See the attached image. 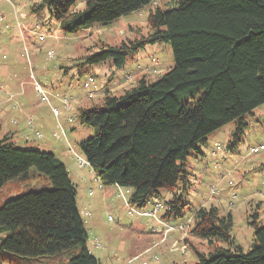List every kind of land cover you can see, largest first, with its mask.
Returning a JSON list of instances; mask_svg holds the SVG:
<instances>
[{
    "label": "trees",
    "instance_id": "1",
    "mask_svg": "<svg viewBox=\"0 0 264 264\" xmlns=\"http://www.w3.org/2000/svg\"><path fill=\"white\" fill-rule=\"evenodd\" d=\"M77 1L38 0L30 8L37 13L47 7L65 33L78 34L162 0H86L83 12H76ZM168 5L150 10L148 36L106 46L84 57L79 67L110 60L120 68L147 45L161 43L171 46L175 66L154 82L144 76L123 94L107 92L98 103L79 108L77 118L93 130L80 148L103 186L129 189L130 203L139 209L162 202V191L171 192L162 218H181L182 196L194 176L189 158L204 156L209 137L230 123L236 127L227 149L236 153L250 127L248 116L264 104V0H169ZM30 131L40 139L38 130ZM64 131L65 137L54 138L68 140ZM12 139H0V190L16 179L24 190L0 204V250L29 259L71 252L65 264H102L88 247L78 191L65 163L54 152ZM193 218L190 233L210 247L208 254L195 248L196 264H264L258 213L252 216L248 252L232 236L231 213L223 216L212 205ZM184 242L193 246L188 238ZM3 254L0 264L8 259Z\"/></svg>",
    "mask_w": 264,
    "mask_h": 264
},
{
    "label": "rangeland",
    "instance_id": "2",
    "mask_svg": "<svg viewBox=\"0 0 264 264\" xmlns=\"http://www.w3.org/2000/svg\"><path fill=\"white\" fill-rule=\"evenodd\" d=\"M37 1H0V69L24 72V80L29 79L34 87L31 100L50 107L48 103L42 101L41 95L35 88V81L32 80L33 76L46 91L51 106H58L61 110V116L57 119L49 109H46L50 123L52 124L54 120L55 130H61L56 124L60 120L67 131L68 140L56 141L57 156L67 160L70 166V177L78 191L77 206L89 232L90 251L100 259L102 264H112L116 257L125 258L132 248L141 250L146 242L154 239L156 234L151 232L152 229L160 232L163 239L165 227L157 224L153 218L130 216L119 190H115L113 186H103L97 181L90 167L80 166L78 158L83 157L80 144L93 135V130L89 126H83L77 118L79 99L86 94L83 85L88 77L93 76L98 87L108 86L106 88L108 92H111L112 86H119L121 89L112 93L120 95L125 89L136 86L144 76H147L151 82L156 81L172 69L175 63L171 46L161 43L147 45L138 54L130 56L120 68L110 60L98 65L85 64L79 67V64L83 63L84 57L97 54L106 46L120 47L148 36L150 10L157 6L168 8L169 0L158 1L157 6L144 7L109 25L94 24L78 34L65 33L61 29L60 22L51 17L47 7L37 13L31 12L30 6ZM85 7L86 0H78L76 12H83ZM41 37H45V41L40 40ZM51 52H53L52 56ZM155 62L159 64L155 66ZM147 69H150V72H147ZM154 69L157 72H153ZM129 75L132 78L130 82H127ZM137 75L138 78L135 81ZM65 98L70 101V110L66 108ZM100 98L86 100L83 105L98 103ZM253 114L257 117L254 119L248 116L250 127L236 153H231L227 149L236 127L234 123H230L209 137L207 144L203 146L204 156L196 160L194 159L196 156L189 158L188 166L194 176L189 193L186 192L182 196L183 216L176 218L173 215L171 218H165L174 226L186 225L187 229L184 232L177 228L169 234L165 242L161 241L166 243L172 234L176 237L166 249L167 255L163 253L165 245H161V253L156 255L159 258L158 261L152 259V255L145 256L141 261L147 260L149 263L158 264L165 261L167 264H196L198 262L196 250L208 254L210 247L206 240L190 233L194 226L193 217L200 208H210L213 204L220 209L221 215L228 213L233 215L232 236L244 252L250 250L254 233L252 216L258 213L259 222L264 225V151L251 155V149L254 146L264 143V104ZM33 120L35 123L38 115ZM12 141L19 146H32L42 151L55 152L40 139L29 143H23L19 139H12ZM213 150H220V152L217 151L218 159L211 157ZM224 155L227 156L226 159ZM190 163L195 166V169ZM30 173L34 174L35 170H31ZM18 181L20 180H12L0 190V204L24 190V184ZM230 182L233 185H230ZM33 186L37 189L44 188L42 187L44 183L40 185L34 183ZM211 188H216V195H211ZM123 189L127 198L130 199V190ZM167 194H170V199L172 193L162 191L160 200L163 202L164 211L161 209L158 213L160 217L166 212L165 203L169 201L165 197L168 196ZM231 201L235 204L234 207L230 205ZM259 203L262 204L259 206ZM153 205L150 201L146 205V210H152ZM86 213H90V216H86ZM110 217L113 221L109 220ZM175 220H177L176 223L173 222ZM137 224L141 229H135ZM6 235L7 233H4L1 236ZM186 238L194 247L184 242ZM176 242L180 247L172 250ZM97 244H100L99 248L96 247ZM185 246L186 251H184ZM0 252L7 253L1 250ZM71 255V252H64L53 257L29 259L10 253L4 255L8 259L1 264H65ZM141 261L134 264H140Z\"/></svg>",
    "mask_w": 264,
    "mask_h": 264
},
{
    "label": "crops",
    "instance_id": "3",
    "mask_svg": "<svg viewBox=\"0 0 264 264\" xmlns=\"http://www.w3.org/2000/svg\"><path fill=\"white\" fill-rule=\"evenodd\" d=\"M157 64H159V62H155V66ZM111 71L113 73V69H111ZM23 73L15 71L13 69H0V137H5V136L12 137L13 139L21 140L23 143H25V142L29 143L30 141L37 139L35 137V135L33 134V132L30 131L29 128L27 127V121H28L29 117L36 118L38 115V120L35 121V128H36V130L40 131L43 134V138L40 140H42V142H44L45 145L49 146L52 150L55 151L54 153L56 155H58L57 150H56L57 149L56 141H59V140L54 138V135H53V131H55L54 120H52V124H51L50 120H49L48 112L46 111V109H49V111L53 114L51 106L49 107V106H45V105H40L39 103H36L35 101L31 100L32 99V91H34V87L31 85L29 79H28V81L24 80ZM141 73H143V72H141ZM143 74H146V73H143ZM137 78H138V75L136 76L135 81L137 80ZM26 82H28L29 84ZM96 85H97V83H95V90L97 92V98L101 97L100 98V100H101L105 97V95L109 91L106 89V88H108V86L104 85L101 88V86L98 87V85H97V88H96ZM120 89L121 88L119 86H115V87L112 86L111 92H116V91H119ZM128 89H131V88H128ZM128 89H125V90H128ZM85 93H86V91H85ZM115 95H117V94H115ZM14 96H15V98H14ZM83 96L84 97H82V98L80 97V99H79L80 103L77 105L78 109L81 107L88 108V107H91L92 105L96 104V103L88 104L87 106L83 105V103L86 100H90L87 98V93L83 94ZM54 107L58 108V106H54ZM53 116H54V114H53ZM255 117H257V115L252 116V118H254V119H255ZM56 124L58 125V122H56ZM49 125H52L53 128L49 127ZM262 144H264V143H262ZM254 147H257V146H254ZM61 153H62V151H61ZM211 155H212L211 157L215 158V159H218V157H219V153L215 150H213ZM226 158H227V156L224 155V159H226ZM194 159L196 160L198 158L195 157ZM61 160L65 163L67 169L70 171V166H69L67 160H64V158H62ZM190 164H191L192 168L195 169V166L192 163H190ZM217 164L219 165V163H217ZM113 187L115 188V190L118 189V186H113ZM167 195L168 196H165V197H166V199H169L170 194H167ZM231 202H233V201H231ZM234 206H235V204L233 205V207ZM163 211H164V209H163ZM162 216H161V218H162ZM141 218H146V217H141ZM162 219L166 220L165 218H162ZM169 221H171V220H169ZM176 221L177 220H175L173 222L176 223ZM137 228L141 229V227H139L138 224L135 226V229H137ZM158 228H161V227H158ZM152 230L153 231H151V230L150 231L152 233L156 234V237L154 239L152 238L149 242H146V245H144L141 250L136 249V247L132 248L129 251V254L125 258H117L116 257L115 261L112 262V264H126L131 259H133L139 255H141V258L138 261H141L147 255L148 256L152 255V259H154V257L156 255L161 253V249H160L161 245H165V249L163 250V253L167 255L166 249L176 239V237L172 234L166 243H162L161 242L162 241L161 233L155 232L154 229H152ZM147 234H148V232L146 233V235ZM149 249H151V251L147 252ZM135 262H137V261H135ZM141 262H143L145 264H158V263H153V262L149 263V261H147V260L141 261ZM141 262H140V264H143ZM159 264H167V262L165 261V262L159 263Z\"/></svg>",
    "mask_w": 264,
    "mask_h": 264
},
{
    "label": "built area",
    "instance_id": "4",
    "mask_svg": "<svg viewBox=\"0 0 264 264\" xmlns=\"http://www.w3.org/2000/svg\"><path fill=\"white\" fill-rule=\"evenodd\" d=\"M2 1V0H0ZM4 1H9V0H4ZM157 4V1L154 2L153 5H156ZM40 40L42 41H45V37H41ZM50 55L52 56L53 55V52L50 53ZM147 72H150V69H147L146 70ZM153 72H157V70H153ZM32 80L35 81V88L38 90V93L41 95V99L43 102H46L48 103L50 106H51V103H50V100H49V97L48 95L46 94V91L43 89V87L41 86V84L36 80L34 79V77L32 76ZM132 78L131 75H129L127 77V82L130 81ZM95 83H96V80L93 76H90L88 77V79L86 80V82L84 83V89L87 93V98L90 99V100H93L97 97V92L95 90ZM11 96V95H10ZM63 103V102H62ZM64 103L66 104V108L67 110H70L71 109V104H70V101L68 99H64ZM51 109L53 111V114L54 116L59 119L60 116H61V110L57 107H54V106H51ZM58 126L61 128L60 132L58 130L54 131L53 132V135L56 137V138H61V137H65V131H64V127L62 125V123H59L58 122ZM27 127L30 129V130H36L35 129V123H34V120L32 117H30L29 121L27 122ZM37 131V130H36ZM61 133V134H60ZM36 135L38 138H43V134L40 132V131H37L36 132ZM60 135H63V136H60ZM218 149H220V147H218ZM218 151V150H217ZM262 151H264V144H261L257 147H254L251 149V154H259L261 153ZM74 152V151H73ZM220 152V150L218 151ZM79 160V163H80V166L81 167H84V168H88L90 167V164L89 162L84 158V157H79L78 158ZM230 185H233L232 182H230ZM119 193L120 195L123 196V199H124V202H125V206L126 208L129 210L128 211V214L130 216H137V217H149V218H153L156 220V222L159 224V225H162L165 227L164 231H163V239H162V242L166 241L169 234L173 231H175L177 228L181 229L182 231H186L187 227L186 225H182L180 227H176L174 226L173 224L167 222L166 220L162 219L160 216H159V212L161 211V209H163V203L162 202H156L154 203V207L152 210H146V209H139V208H136L134 206H132V204L130 203V199L127 198V195H126V192L124 191L123 188H120L119 187ZM211 195H216L217 193V190L216 188H211V191H210ZM230 205H234L233 202L230 203ZM86 216H90V213H86ZM110 221H113V218L110 217L109 219ZM96 247H100V244H97ZM179 244L178 242L174 243L173 246H172V250L176 249V248H179ZM187 250V247L185 246L184 248V251ZM151 249H149L147 252H150ZM141 258V255L131 259L129 262H127L126 264H134L135 261H138L139 259ZM154 259L156 261L159 260L158 256H155ZM145 264V263H143Z\"/></svg>",
    "mask_w": 264,
    "mask_h": 264
}]
</instances>
